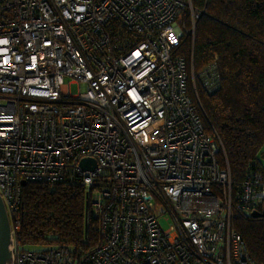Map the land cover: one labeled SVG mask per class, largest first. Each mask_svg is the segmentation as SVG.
Listing matches in <instances>:
<instances>
[{"label": "built area", "instance_id": "1", "mask_svg": "<svg viewBox=\"0 0 264 264\" xmlns=\"http://www.w3.org/2000/svg\"><path fill=\"white\" fill-rule=\"evenodd\" d=\"M204 13L191 0H0V194L13 264H257L232 219L234 202L247 213L263 205L264 172L234 197L198 93L220 87L218 66L193 65ZM188 38L190 59L179 54ZM82 158L96 166L82 169ZM68 175L99 242L77 258L23 248L21 181Z\"/></svg>", "mask_w": 264, "mask_h": 264}, {"label": "trees", "instance_id": "2", "mask_svg": "<svg viewBox=\"0 0 264 264\" xmlns=\"http://www.w3.org/2000/svg\"><path fill=\"white\" fill-rule=\"evenodd\" d=\"M191 1L196 10L205 12L196 20L195 71L216 61L220 75L217 90L208 93L198 88V93L222 141L235 197L249 173L264 172L259 162L264 145V0ZM179 54L190 59L189 38ZM21 195L23 248L64 247L77 258L99 242L98 222L90 209L85 216L87 197L77 176L68 175L54 184L29 182ZM255 208L261 211L262 203ZM232 224L251 257L264 264V216L254 217L234 202Z\"/></svg>", "mask_w": 264, "mask_h": 264}, {"label": "water", "instance_id": "3", "mask_svg": "<svg viewBox=\"0 0 264 264\" xmlns=\"http://www.w3.org/2000/svg\"><path fill=\"white\" fill-rule=\"evenodd\" d=\"M82 169H93L96 166V162L92 158H82L79 162ZM26 181L22 180L21 185L25 186ZM88 212V204L86 199L85 216ZM254 217L264 216V203L261 211L253 210L251 212ZM12 232L11 224L7 214V210L4 201L0 194V264H13V251L11 249Z\"/></svg>", "mask_w": 264, "mask_h": 264}, {"label": "rangeland", "instance_id": "4", "mask_svg": "<svg viewBox=\"0 0 264 264\" xmlns=\"http://www.w3.org/2000/svg\"><path fill=\"white\" fill-rule=\"evenodd\" d=\"M65 81H66V83H67V81H68V79L66 78L65 79ZM78 89H79V84L78 83H76V82H72L71 84H70V94L71 95H76V94H78ZM262 153L260 152V154H259V162H260V165H261V167H262V170L264 171V145H263V148H262ZM103 172H106V169H104L103 170ZM161 207L160 206H157L156 208H155V213L158 215V216H162V215H164L163 213H161L160 211H161ZM169 224H170V221L169 220H165V219H161V225H162V227L163 228H167L168 226H169ZM25 247V246H24Z\"/></svg>", "mask_w": 264, "mask_h": 264}]
</instances>
